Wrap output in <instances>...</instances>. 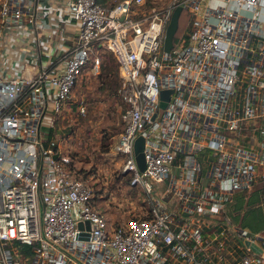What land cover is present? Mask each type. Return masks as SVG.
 Returning a JSON list of instances; mask_svg holds the SVG:
<instances>
[{
  "label": "built area",
  "instance_id": "obj_1",
  "mask_svg": "<svg viewBox=\"0 0 264 264\" xmlns=\"http://www.w3.org/2000/svg\"><path fill=\"white\" fill-rule=\"evenodd\" d=\"M47 2L0 0V264H264V231L224 208L264 180V0H55L71 22L58 29ZM177 5L187 17L165 51ZM51 26L70 41L56 53L41 46ZM29 37L32 49L20 43ZM102 51L120 77L112 149L142 189L141 211L116 222L57 134ZM11 57L22 64L8 74Z\"/></svg>",
  "mask_w": 264,
  "mask_h": 264
},
{
  "label": "rangeland",
  "instance_id": "obj_2",
  "mask_svg": "<svg viewBox=\"0 0 264 264\" xmlns=\"http://www.w3.org/2000/svg\"><path fill=\"white\" fill-rule=\"evenodd\" d=\"M166 1L145 0V6L161 5ZM186 17L187 11L183 9L179 16V29ZM102 53L105 56H101L99 71L77 81L68 110L64 111V117L58 119L57 134L62 149L69 150L75 158L74 167L95 188L98 206L111 221L116 222L141 211L142 189L129 185L128 178L120 172V156L112 149L121 129L120 80L112 65V54L109 51ZM153 183L159 191L165 187L164 182ZM260 187L254 185L251 190L235 191L230 200H225L224 208L234 222L251 230L264 231V190ZM165 194L168 195L166 190L160 196L165 198ZM172 201H165L164 205L172 207ZM26 247L24 245L23 250Z\"/></svg>",
  "mask_w": 264,
  "mask_h": 264
},
{
  "label": "crops",
  "instance_id": "obj_3",
  "mask_svg": "<svg viewBox=\"0 0 264 264\" xmlns=\"http://www.w3.org/2000/svg\"><path fill=\"white\" fill-rule=\"evenodd\" d=\"M54 1L55 0H48L44 13L45 19L51 22L53 27L57 29L60 27L69 28V24H71V22L67 19L66 11H63L62 9L59 10L57 8V4ZM53 27L51 26L40 30L41 46L43 48V52L47 51L56 53L59 48H66L70 42L67 39H63L62 37H57V30L53 29ZM20 43L22 44L21 46L29 47L31 49L34 47V44L30 37L29 39L26 38L25 40H22ZM42 55H44V53H42ZM28 59L29 61L33 60L30 54L28 56ZM4 63L6 66V72H8V74L15 73V71H17V69L21 67L20 64H22L21 62H19L15 58L13 59L12 57L8 59L6 58ZM257 185L261 186L259 189L264 190V180L258 183ZM262 194H264V192Z\"/></svg>",
  "mask_w": 264,
  "mask_h": 264
},
{
  "label": "water",
  "instance_id": "obj_4",
  "mask_svg": "<svg viewBox=\"0 0 264 264\" xmlns=\"http://www.w3.org/2000/svg\"><path fill=\"white\" fill-rule=\"evenodd\" d=\"M181 8H182L181 5L175 6V8L173 9L171 13L170 19L165 27V33H164V38H163V49L165 51H168L173 44V36L178 27V18H179ZM169 91L170 90L166 88L161 89L160 96L163 98H166L169 94ZM160 103L161 105L165 104L164 101H161ZM142 148H143V136L138 135L134 141V155H135V160L140 169H144L145 167ZM245 243H247L246 240H245ZM253 247L256 248L257 250L261 249L260 247H256V246H253Z\"/></svg>",
  "mask_w": 264,
  "mask_h": 264
},
{
  "label": "trees",
  "instance_id": "obj_5",
  "mask_svg": "<svg viewBox=\"0 0 264 264\" xmlns=\"http://www.w3.org/2000/svg\"><path fill=\"white\" fill-rule=\"evenodd\" d=\"M144 5H145V2H144ZM101 56L102 57H104L105 56V53H100V58H101ZM113 57V56H112ZM113 60H114V58H113ZM102 63V60L100 59V64ZM112 65H113V68H116V70H117V66H116V64H115V61H114V63H112ZM100 69V68H99ZM117 74H118V71H117ZM84 77V76H83ZM86 77V76H85ZM118 77H119V75H118ZM119 80H120V77H119ZM74 158V157H73ZM74 161H75V158H74ZM76 174L78 175V176H83L82 174H81V172L79 171V169H76Z\"/></svg>",
  "mask_w": 264,
  "mask_h": 264
}]
</instances>
